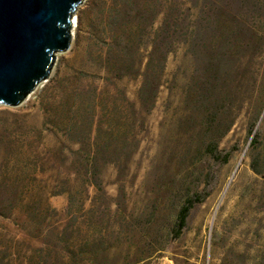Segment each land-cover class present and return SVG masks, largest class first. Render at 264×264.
<instances>
[{
    "label": "rangeland",
    "instance_id": "1",
    "mask_svg": "<svg viewBox=\"0 0 264 264\" xmlns=\"http://www.w3.org/2000/svg\"><path fill=\"white\" fill-rule=\"evenodd\" d=\"M73 19L48 78L0 105V264H264V0Z\"/></svg>",
    "mask_w": 264,
    "mask_h": 264
},
{
    "label": "water",
    "instance_id": "2",
    "mask_svg": "<svg viewBox=\"0 0 264 264\" xmlns=\"http://www.w3.org/2000/svg\"><path fill=\"white\" fill-rule=\"evenodd\" d=\"M82 0H0V105L20 104L70 44Z\"/></svg>",
    "mask_w": 264,
    "mask_h": 264
},
{
    "label": "trees",
    "instance_id": "3",
    "mask_svg": "<svg viewBox=\"0 0 264 264\" xmlns=\"http://www.w3.org/2000/svg\"><path fill=\"white\" fill-rule=\"evenodd\" d=\"M192 205H193L192 202L189 201L188 204L184 206L179 212L176 235H178L182 231V229L185 227L186 218H187L188 212L190 208L192 207Z\"/></svg>",
    "mask_w": 264,
    "mask_h": 264
},
{
    "label": "bare ground",
    "instance_id": "4",
    "mask_svg": "<svg viewBox=\"0 0 264 264\" xmlns=\"http://www.w3.org/2000/svg\"><path fill=\"white\" fill-rule=\"evenodd\" d=\"M72 19H73V17L71 18V23H70V24H71L72 26H74V25H75V19H73V20H72ZM242 160H243V156L241 157V159H240V161H239V164L242 162Z\"/></svg>",
    "mask_w": 264,
    "mask_h": 264
}]
</instances>
